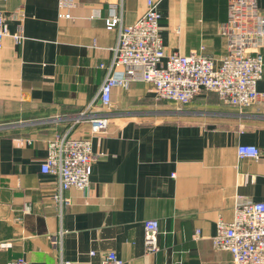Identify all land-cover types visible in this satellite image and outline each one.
I'll list each match as a JSON object with an SVG mask.
<instances>
[{
	"label": "crops",
	"instance_id": "obj_1",
	"mask_svg": "<svg viewBox=\"0 0 264 264\" xmlns=\"http://www.w3.org/2000/svg\"><path fill=\"white\" fill-rule=\"evenodd\" d=\"M59 2L0 0L10 34L22 32L20 43L8 35L0 48V264H100L108 251L122 264H235L210 237L239 202L264 201V98L239 110L203 90L179 106L149 82L114 87L110 105L93 108L109 121L91 136L88 189L60 190L55 175L41 172L47 140L90 135L73 116L111 62L117 29L106 18L130 24L145 0ZM256 3L264 12V0ZM157 8L166 52L219 62L227 0H160ZM256 89L264 92V71ZM238 144L256 145L259 157L238 158ZM145 219L159 224L155 253L144 247Z\"/></svg>",
	"mask_w": 264,
	"mask_h": 264
},
{
	"label": "built area",
	"instance_id": "obj_2",
	"mask_svg": "<svg viewBox=\"0 0 264 264\" xmlns=\"http://www.w3.org/2000/svg\"><path fill=\"white\" fill-rule=\"evenodd\" d=\"M159 2L145 0L144 12L130 24H122L116 14L106 18L105 27L117 29L111 62L96 96L73 116V124L82 120L89 123L90 135L75 137L67 132L46 143L41 172L55 175L60 190L88 189L92 164L97 158L91 148V136L103 133L109 121L106 115L93 108L98 104L102 108L108 107L114 87H125L134 80L149 82L156 97L179 106L203 90L215 92L223 103L239 110L264 98V92L256 89L264 71V51L261 50L264 46V12L258 8L256 0H227V18L218 26L219 33L226 38L227 49L219 62L197 52H166L160 35ZM71 3L72 0H60L59 5L64 7ZM60 15L69 17L68 13ZM8 35L14 43L21 42L20 28L10 34L8 17L0 5V48ZM236 153L238 158H258L260 150L254 144H238ZM56 197L61 199L60 195ZM143 231L145 250L157 252L160 249L158 221L145 219ZM194 237L198 238V232ZM210 240L215 250L228 251L235 264H264V201L239 202L232 220H217ZM122 262L114 251H108L100 264ZM6 264L30 262L17 257Z\"/></svg>",
	"mask_w": 264,
	"mask_h": 264
}]
</instances>
